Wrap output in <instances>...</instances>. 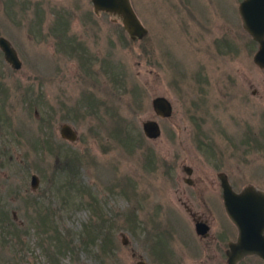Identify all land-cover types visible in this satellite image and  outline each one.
<instances>
[{
  "label": "rangeland",
  "instance_id": "1",
  "mask_svg": "<svg viewBox=\"0 0 264 264\" xmlns=\"http://www.w3.org/2000/svg\"><path fill=\"white\" fill-rule=\"evenodd\" d=\"M130 1L147 27L139 39L90 0H0V31L14 28L24 58L0 74V264H203L185 241L196 237L189 212L210 211L217 171L236 190L264 189V68L240 0ZM54 21L83 53L61 51L46 32ZM159 94L172 103L167 117L153 110ZM151 118L155 138L142 130ZM64 122L76 139L61 137ZM66 156H76L74 169ZM105 229L110 254L99 249Z\"/></svg>",
  "mask_w": 264,
  "mask_h": 264
},
{
  "label": "water",
  "instance_id": "2",
  "mask_svg": "<svg viewBox=\"0 0 264 264\" xmlns=\"http://www.w3.org/2000/svg\"><path fill=\"white\" fill-rule=\"evenodd\" d=\"M95 12L104 11L115 15L121 21L123 28L131 39L142 38L147 33V27L142 23L130 0H90ZM238 13L244 30L257 41V49L253 54V61L260 68H264V0H240ZM0 45L6 57L19 65L16 52L9 42L1 37ZM152 107L157 116L167 117L172 113V103L165 95L152 98ZM142 130L147 137L155 138L160 132V125L156 119L142 122ZM61 135L68 140L77 138L76 130L69 123H63ZM184 170L191 172L189 165ZM224 206L229 217L239 229L238 238L230 243L227 251L229 260L234 261L246 254H257L264 261V190L253 185H247L236 191L228 182L224 174H220ZM37 175L31 177V186L37 185ZM187 181H189L187 179ZM197 230L202 231L200 222L196 223ZM122 242L127 238L122 234ZM136 264H145L138 260Z\"/></svg>",
  "mask_w": 264,
  "mask_h": 264
},
{
  "label": "flooded vegetation",
  "instance_id": "3",
  "mask_svg": "<svg viewBox=\"0 0 264 264\" xmlns=\"http://www.w3.org/2000/svg\"><path fill=\"white\" fill-rule=\"evenodd\" d=\"M11 3V2H10ZM3 7L5 9V12L8 13L11 16V7L10 5H6L3 4ZM15 7V6H14ZM238 10V7H237ZM11 23H15L17 25H21L23 23V21H17V20H10ZM40 22V20H31L30 23H27L25 27L29 28V31L33 34V36H37L38 32L40 31V27L37 25ZM54 25L48 27L49 30H47L46 32L49 33L50 35H52V37L54 36L56 39V43L58 45V47H61V51L65 52L66 49H70V51L72 52V54L76 55L77 51H82V53L84 52V47L82 45V43L80 41H78L76 38H73L74 41L66 36V25H65V21H54ZM1 28V27H0ZM11 30H10V29ZM8 29V33L5 35L3 34V32L0 31V38L3 37L5 38L8 42L9 45L12 46L16 52V56L19 60V65H15L14 62H11V60H9L6 55H5V51L3 50V48L0 45V74L2 75L3 73L12 70V71H16V70H20L23 67V63H24V58L23 56L20 55L18 48L15 44V42L12 40V34L14 31V28L9 27ZM55 43V45H56ZM1 91V90H0ZM1 92H6L5 89L2 90ZM254 92V91H253ZM28 95H26V93L23 95H21V99L25 100L26 102H28ZM66 123V122H64ZM63 124V123H62ZM59 127V133L61 135L60 129L61 126ZM261 134L264 136V133L261 132ZM249 140L248 142H251V144L256 143L254 141H257V137L254 134H249ZM61 137H63L61 135ZM64 139H66L65 137H63ZM247 139V138H246ZM46 142H47V138H46ZM51 141L48 142V145L51 144ZM257 144V143H256ZM261 144L264 145V142H262ZM56 149H58L56 147ZM149 161L153 160V157H151V155H149L148 157ZM191 167V166H190ZM184 169V166H183ZM185 171V170H184ZM185 173L187 174L186 177H184V181L192 184L193 180L191 178V173H192V167H191V172L188 173L187 171H185ZM34 173L31 174L30 176V186H31V177ZM220 174H224L227 177L228 182L231 184V181L229 180L228 174L225 171H217V178H218V191H219V187H220V194L218 193L217 196L215 197V199L213 201H206L204 199V204L207 205V208L210 210L207 215H201L198 214L195 211H190V215L192 218V224H193V231L196 235L195 238H193V236L191 234L190 238L191 240H185L187 242V244L189 243L196 252H193L194 254H199V251H202V253L204 254V262L203 264H249V257L252 256H256L258 258H260L257 254H246L238 259H236L234 261V263H232V261L229 260V256L227 251L230 249V243H232L233 241H236L238 238V234H239V229L238 226L236 225V223L229 217V215L227 214L226 210H225V206H224V199L222 196V186H221V178H220ZM37 175V174H36ZM38 180H37V185L35 187H32L33 189H35L38 184H39V177L37 176ZM187 179L189 181H187ZM209 183H216L213 180H209ZM247 185H253V184H246L243 187L247 186ZM231 186L233 187V185L231 184ZM255 186V185H253ZM243 187H241L239 190H241ZM256 188H258L257 186H255ZM234 188V187H233ZM235 189V188H234ZM261 189V188H258ZM236 190V189H235ZM236 190V191H239ZM264 190V189H262ZM209 203H213L214 204V209L219 207V211H213L211 206L209 205ZM221 205L223 208V211L221 210ZM15 216V213H13ZM200 222L201 226L203 228L202 231L197 230L196 227V223ZM175 228V226H174ZM202 250H201V249ZM261 259V258H260ZM261 261L264 263V261L261 259Z\"/></svg>",
  "mask_w": 264,
  "mask_h": 264
},
{
  "label": "trees",
  "instance_id": "4",
  "mask_svg": "<svg viewBox=\"0 0 264 264\" xmlns=\"http://www.w3.org/2000/svg\"><path fill=\"white\" fill-rule=\"evenodd\" d=\"M76 160H77L76 156L74 157L66 156V159H65L66 167L70 168L71 170L74 169ZM96 230L100 231L101 229L97 228ZM95 232L96 233L94 234V238H96L98 234V231H95ZM101 239H102V243L100 244L99 249H100V252H102V254H110V252L114 251L115 243H113L112 234L110 233L108 229H105V232L104 234H102Z\"/></svg>",
  "mask_w": 264,
  "mask_h": 264
}]
</instances>
